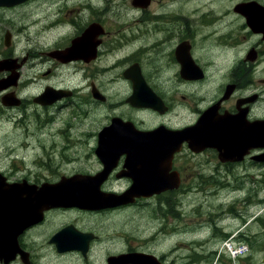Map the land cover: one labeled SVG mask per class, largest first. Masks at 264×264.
<instances>
[{
    "label": "flooded vegetation",
    "instance_id": "flooded-vegetation-1",
    "mask_svg": "<svg viewBox=\"0 0 264 264\" xmlns=\"http://www.w3.org/2000/svg\"><path fill=\"white\" fill-rule=\"evenodd\" d=\"M229 2L219 0L218 5H211L210 0H24L0 5V31L4 32L0 79L11 76L12 80L18 72L17 82L0 92V100L8 94L13 101L23 96L20 107L24 105L27 98L22 90L28 84L25 79L27 83L22 85L27 75L25 63L38 56L32 63L43 64L35 72L40 79L33 76L31 82L55 73H62L71 82L74 77L76 82L87 79L86 93L95 105L108 104L118 109L103 122H159L170 127V122H180L182 115L178 95L185 105H194L197 115L215 106L217 116L222 117L215 122L264 121V0ZM12 10L15 15L24 11L20 17L27 19L28 46L38 41L42 51L24 55L15 52L18 40L10 30ZM10 60L19 64L13 73L5 64ZM76 82H44L30 99L36 105L34 102L45 89L62 92V96L52 97L54 106L45 107L56 109L65 98L81 97ZM89 102H82L85 110ZM193 115L192 112L190 119ZM232 115L237 118H229ZM186 149L194 154L189 147ZM263 153L264 148L255 145L241 162L249 160L250 164L264 166V161L254 159ZM173 169L181 172L176 160ZM7 180L42 185L48 179L34 176ZM120 180L128 186L127 177ZM34 231L30 226L11 237L25 250L22 239ZM133 250L128 247L126 252ZM68 256L71 254L64 255ZM159 258L165 260L164 256Z\"/></svg>",
    "mask_w": 264,
    "mask_h": 264
},
{
    "label": "rangeland",
    "instance_id": "rangeland-1",
    "mask_svg": "<svg viewBox=\"0 0 264 264\" xmlns=\"http://www.w3.org/2000/svg\"><path fill=\"white\" fill-rule=\"evenodd\" d=\"M218 1L210 0V4L218 5ZM235 1L230 0L229 5ZM15 10H12L10 22V30L18 40L15 52L24 55L42 51L38 41L33 47L28 46L27 19L20 17L23 10L16 15ZM3 33L0 31V44ZM35 59L39 57L25 63L27 75L22 85L27 83L25 79L28 84L22 90L27 98L24 105L5 108L0 100V166L13 175L52 178L79 172L78 169L85 173L95 172L100 168L94 154L96 134L107 123L103 118L118 109L108 104L95 105L86 93L87 79L76 82L74 77L71 82L62 73H55L46 75L47 79L31 82L33 76L39 77L35 72L43 66L40 63L33 65ZM44 82L57 85L76 82L81 97L72 96L60 101L56 109L51 108L54 116H43L49 111L34 105L30 95ZM212 86L209 84L208 92ZM176 99L182 115L180 122L173 123H187L194 105H185L179 95ZM86 100L90 101L88 110L82 106ZM177 164L185 169L182 185L177 190L147 200L139 199L114 211L73 209L47 214L44 223L34 226L35 231L22 239L31 260L29 264H105L108 254H117L132 246L161 253L167 264H264V167L229 165L232 169H228L219 165L210 151L199 155L180 152ZM107 188L119 192L124 184L111 180ZM82 194L102 197L92 189L82 190ZM62 202L98 209L75 195ZM64 221L97 235L86 259L77 254L56 255L54 246L49 244V231ZM11 235L7 231L2 234L6 243L12 240ZM11 264H23V261L17 259Z\"/></svg>",
    "mask_w": 264,
    "mask_h": 264
},
{
    "label": "water",
    "instance_id": "water-1",
    "mask_svg": "<svg viewBox=\"0 0 264 264\" xmlns=\"http://www.w3.org/2000/svg\"><path fill=\"white\" fill-rule=\"evenodd\" d=\"M15 1L20 2L23 0ZM18 66L19 64H14L12 69ZM6 85L7 79L0 80V89ZM13 103L15 104V102ZM204 118L205 113L202 114L199 121L193 126L181 130H171L160 126L158 127L160 130L157 132L141 131L134 128L131 122H122L123 126H117L116 128V133L122 142L117 144L111 153L109 152L101 159L104 164L106 163L108 170L106 172L102 171L92 177L78 176L73 179L71 188L61 183L51 184L44 190L33 192L29 197L21 198L19 193V196L17 198L14 196L13 199L11 195L4 191L1 186L2 178H0V246L2 247L3 243V247L6 250L16 248V243L14 245L6 243L2 234L7 231L8 234L17 235V233L22 232L23 228L40 221L43 218V210L51 207L66 206L63 204L62 199L65 200L70 195H74L72 191L80 190V195L77 197L84 199L88 203L89 196L82 194V190L92 188V190H98L103 178L116 165L117 158L122 152L126 154V163H124L126 172L133 173L138 177L136 185H139L141 179H147L152 184L154 190L161 188L169 178L167 172L169 171L173 154L180 150L183 141L189 140L198 145L197 148H194L195 151H200L205 147L220 148V146H225L226 133L223 127L219 124L203 122ZM108 129L112 130V127L109 126ZM161 129L166 132H162ZM117 138L115 133H110L108 143L110 144ZM221 142H223L222 145H220ZM102 149H105V146ZM218 157L222 160L221 153H219ZM144 167H147L149 170L147 174H144ZM58 192L61 194L57 195ZM137 193H140V190L130 192V194ZM128 200L132 199L127 195H122L115 201L120 204ZM114 204L115 202H112L110 205ZM28 207H30L29 210L23 214L24 208L27 209ZM62 233L53 235L50 238V242L55 243L57 246L63 238ZM57 249L60 250V247L57 246ZM114 261L115 264H126L133 261L135 264H148L146 259L141 258L130 261L124 260L122 256L114 259Z\"/></svg>",
    "mask_w": 264,
    "mask_h": 264
},
{
    "label": "bare ground",
    "instance_id": "bare-ground-1",
    "mask_svg": "<svg viewBox=\"0 0 264 264\" xmlns=\"http://www.w3.org/2000/svg\"><path fill=\"white\" fill-rule=\"evenodd\" d=\"M12 1L13 0H0V4H8V3H11ZM5 64L7 65V67H9V69H11V72L13 73L12 66L14 65V61L10 60V61L5 62ZM7 81H8V84L13 83L12 80H11V76H9L7 78ZM58 96H59L58 93H55V92H53L51 90L45 89V91H44L43 95L41 96V98L45 99L46 102H49L52 99V97H58ZM5 98L6 99H11L10 96H6ZM211 130H212V128H211ZM1 255L4 256L3 253H1Z\"/></svg>",
    "mask_w": 264,
    "mask_h": 264
}]
</instances>
